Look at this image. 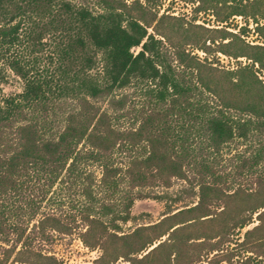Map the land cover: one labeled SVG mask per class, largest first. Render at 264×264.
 Segmentation results:
<instances>
[{"label":"trees","instance_id":"obj_1","mask_svg":"<svg viewBox=\"0 0 264 264\" xmlns=\"http://www.w3.org/2000/svg\"><path fill=\"white\" fill-rule=\"evenodd\" d=\"M95 1L100 10L93 13L67 0H0V82L8 69L22 83L19 92L0 96V236L8 241L14 234L9 254L16 244L15 254L28 250L34 229L43 239L46 228L70 232L52 214L26 232L56 182L78 186L85 197L81 241L101 248L103 264L141 262L164 242L142 258L131 255L175 225L209 215L216 201L263 194V104L251 109L226 100L205 81L197 59L147 33L122 1ZM46 36L54 38L52 50L39 57ZM129 85L139 92L136 102L122 91ZM65 99L75 103L63 105ZM247 135L257 141L255 150L222 164L221 149ZM91 164L100 169L96 191L112 197L123 182L120 197L98 203ZM174 179L185 182L186 192L196 187L197 200L117 233L140 195L134 188L168 187ZM262 207L263 201L254 208ZM166 246L167 259L180 252L174 241ZM39 258L36 264H57L52 255Z\"/></svg>","mask_w":264,"mask_h":264},{"label":"rangeland","instance_id":"obj_2","mask_svg":"<svg viewBox=\"0 0 264 264\" xmlns=\"http://www.w3.org/2000/svg\"><path fill=\"white\" fill-rule=\"evenodd\" d=\"M67 1L85 5L93 13L100 10L95 0ZM120 1L126 5L127 12L146 27L147 33L161 39L169 50L170 45L197 59L202 64L205 81L208 79L211 85L214 84L220 96L251 109L258 103L263 104L264 113V0ZM53 41L51 36L45 37L44 46L37 52L39 57H44V54L52 50ZM132 50L136 51L138 47ZM172 63L176 64L175 61ZM39 64L41 67L45 65L46 59L40 58ZM3 75L0 96L21 90V80L15 74L5 69ZM134 89L132 85L122 89L129 99H134L128 100L129 103L139 99V92H133ZM63 101V105L75 103L71 99ZM98 104L105 108V102L100 101ZM250 137H236L224 146L220 152L221 163L229 162L230 158L235 162V156L252 153L257 141L253 136ZM260 141L263 143V160L260 164L263 165L264 184V133ZM119 157L116 161L121 159ZM86 168L93 174L92 187L96 192L93 194L98 203L100 200H115L122 195L125 189L123 182L119 184L117 194L112 197L107 196V192H97L96 181L100 169L96 164ZM185 186L184 181L174 179L168 187L157 185L134 188L132 191L140 195L133 200L128 221L119 223L117 233H127L138 226L153 224L166 212L191 205L197 200V188L186 192ZM248 193L216 201L211 204L209 215L175 225L179 226L175 232L170 234L169 230L158 240L155 239L151 246L131 256L142 258L151 247L162 241L164 248L132 264H264V207L254 208L261 201L264 202V189L263 194ZM83 200L85 197L80 194L78 186L54 183L26 232L42 214H52L63 223L68 222L70 232L65 234L46 228L48 238L43 239L34 229L28 232V250L16 254L19 244H14V251L8 253L13 245L14 234H9L8 241L0 236L1 264L41 263L43 260L40 261V255H52L57 264H103L97 261L102 253L101 248L88 247L81 241V233L86 227L79 219V204ZM240 222H243L241 226ZM196 237L200 238L194 239ZM172 241L180 245V252L167 259L170 248H167L166 243ZM110 264L130 263L118 258Z\"/></svg>","mask_w":264,"mask_h":264}]
</instances>
